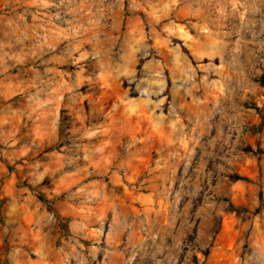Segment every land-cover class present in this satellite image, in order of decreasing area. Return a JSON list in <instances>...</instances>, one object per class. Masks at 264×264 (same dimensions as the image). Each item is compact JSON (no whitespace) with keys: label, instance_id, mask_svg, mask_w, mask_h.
<instances>
[{"label":"rangeland","instance_id":"374dc122","mask_svg":"<svg viewBox=\"0 0 264 264\" xmlns=\"http://www.w3.org/2000/svg\"><path fill=\"white\" fill-rule=\"evenodd\" d=\"M262 76L264 0H0L6 264H264Z\"/></svg>","mask_w":264,"mask_h":264},{"label":"crops","instance_id":"0c3cea01","mask_svg":"<svg viewBox=\"0 0 264 264\" xmlns=\"http://www.w3.org/2000/svg\"><path fill=\"white\" fill-rule=\"evenodd\" d=\"M228 1L229 0H224L225 4H227ZM186 11H188V7L186 5H183L180 7V12L183 13ZM192 13L198 15L200 13L199 6L196 8L194 6ZM152 93L153 92H151L150 95ZM153 95L156 96L157 93L154 92ZM163 99H162V102L160 103H163ZM157 105L158 104L152 105L150 100L148 99L146 100V102L141 103L139 108L133 105L135 107L134 110H131L133 112H128V113H130V115H132L133 113L136 115L137 112L142 111V109L144 108L143 110L145 111V115H146L147 112H152V109L154 107L158 108ZM147 116H148L147 119H150V120L153 119L152 113L149 115L147 114ZM165 117L166 116H164L163 118L160 117V120L162 122H167V120L169 119ZM8 126L9 124H8L7 118H5V116L3 115H0V139L6 142H8V137H7L8 136ZM3 179H5V181L3 183L0 182V223L3 221L7 222L10 219V217H13V215L17 217L18 216L34 217L36 211L31 209V206L25 203V199L22 197L23 193L18 196V194L16 193V190L10 186L11 184H9L8 173H6V163H4L3 161H0V180H3ZM115 180L119 184L122 183L117 177L115 178ZM138 199H141V197L139 196ZM10 210H12V213H10ZM5 237H6V234H4V232L0 230V264H3V263L6 264V259H7V253L4 252V248H3Z\"/></svg>","mask_w":264,"mask_h":264},{"label":"trees","instance_id":"16d2710c","mask_svg":"<svg viewBox=\"0 0 264 264\" xmlns=\"http://www.w3.org/2000/svg\"><path fill=\"white\" fill-rule=\"evenodd\" d=\"M261 86H264V76H262L259 80ZM48 204V202H46Z\"/></svg>","mask_w":264,"mask_h":264}]
</instances>
